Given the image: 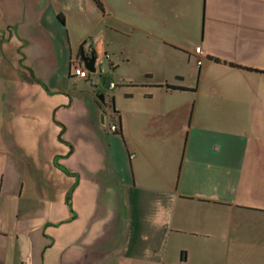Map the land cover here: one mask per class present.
Segmentation results:
<instances>
[{
    "label": "crops",
    "instance_id": "1",
    "mask_svg": "<svg viewBox=\"0 0 264 264\" xmlns=\"http://www.w3.org/2000/svg\"><path fill=\"white\" fill-rule=\"evenodd\" d=\"M263 136L264 0H0V264H264Z\"/></svg>",
    "mask_w": 264,
    "mask_h": 264
},
{
    "label": "rangeland",
    "instance_id": "2",
    "mask_svg": "<svg viewBox=\"0 0 264 264\" xmlns=\"http://www.w3.org/2000/svg\"><path fill=\"white\" fill-rule=\"evenodd\" d=\"M35 5H36V10H32V11L31 10L30 11L27 10V12H28L27 14L28 15H29V12H30V14L32 12H38L39 13L42 10V6L41 5H37V4H35ZM54 21L57 22L56 21V18H54ZM58 25L61 26L60 24H58ZM73 34H74V36H78L79 37L81 33L79 32V29L75 28V29H73ZM105 62L106 61H104V64L102 65L101 68H104L105 69V67H106V63ZM101 68H97L96 75L90 74L91 75V79H93L94 81L95 80L97 81L98 79L100 80V78H102L101 77L102 75H100V78L96 79L98 77V74H101L99 72L100 70L102 71ZM122 72H123V70H121L119 73L122 74ZM121 74H117V76L115 75V77L118 78L119 81H120V77H122ZM193 75H196V71L195 70L193 71ZM156 78H157V76L155 77V79ZM136 79H137V77L136 76H133V78H131L129 80H126V82H116V84L118 86L116 88H114L113 90H108L107 93H106V95H105V96H107V99L109 98L110 104H111V99L113 97H115V99H113L114 101L112 102L113 105H114V107L116 105L117 107H122L125 110H127V109L130 108V105H131V101H129V99H128L129 96H127V95L132 94L133 95V98L135 99L133 101H136L139 98H143L142 94H143V91L144 90L142 88L130 87L131 85H139V84H135L136 83V81H135ZM138 81H139L138 83H141L143 80L141 78H139ZM193 81L194 80H192V83H193ZM192 83H191V85H192ZM70 85H72V86L74 85L75 86V89L79 91V93L78 92L76 93V91H72L71 92L72 95H73V98H75V100L85 101L87 99L88 94L91 93L87 89V87L85 86V84L82 81H75L74 83L71 82ZM72 89H74V87H72ZM147 91H149V90H147ZM150 91H152V90H150ZM75 110L79 111L81 109L75 108ZM59 117H62L61 112L57 114V118H59ZM142 125L144 126L143 132H146V131H150L151 130L150 125L153 127L152 130H155V127L156 126H160L161 123L160 122L159 123L158 122L155 123V122L152 121V124L149 125V121H148V122H142ZM163 126H164V128L161 129V131H164V133L165 132L168 133V131L166 130L168 126H169L168 130H171V131H174L175 130L174 125L172 126V129H171V124H169V123H166L165 122L163 124ZM176 126H177V124H176ZM261 140L264 142V136L261 138ZM47 145H48L47 146V156L45 157V160H44V156H42V155L40 156V158L39 157H36L35 158L36 163L37 164L39 163V165H41V168H42V165L43 164L47 165V168H49V164H50V161H49V156L50 155L49 154L54 153V152H57V148L55 147L56 145H55L54 141H52V144L49 141ZM32 157H34V156H32ZM81 158H83V159L80 160V161L86 162V161H88L89 156L87 155V153H85L84 156L81 155ZM77 160H78V158H76V159L73 158V160L70 158L68 160L61 159L58 162L61 163V164H68L69 165L71 163L76 162ZM36 163L32 160V164L33 165L36 166ZM33 168L34 167L32 166V169ZM33 174H34V172L32 171V175Z\"/></svg>",
    "mask_w": 264,
    "mask_h": 264
},
{
    "label": "water",
    "instance_id": "3",
    "mask_svg": "<svg viewBox=\"0 0 264 264\" xmlns=\"http://www.w3.org/2000/svg\"><path fill=\"white\" fill-rule=\"evenodd\" d=\"M78 60V64L82 65V67L84 69L87 70V72L89 74H95L97 71V68L95 66V62H96V57L94 56V53H91L89 56H87L84 51L83 48L80 47L79 49V59ZM101 102H102V96H101ZM100 122H103V115H100Z\"/></svg>",
    "mask_w": 264,
    "mask_h": 264
},
{
    "label": "built area",
    "instance_id": "4",
    "mask_svg": "<svg viewBox=\"0 0 264 264\" xmlns=\"http://www.w3.org/2000/svg\"><path fill=\"white\" fill-rule=\"evenodd\" d=\"M194 54L197 56H200L201 50L199 47H196L194 49ZM196 65L200 66L201 65V60L197 59ZM71 75L74 76L75 78L81 79V80H86L88 78V72L86 69L82 67V65L78 64L75 62V64L71 68ZM92 86H94V83H91ZM115 127L111 128V131H115Z\"/></svg>",
    "mask_w": 264,
    "mask_h": 264
},
{
    "label": "trees",
    "instance_id": "5",
    "mask_svg": "<svg viewBox=\"0 0 264 264\" xmlns=\"http://www.w3.org/2000/svg\"><path fill=\"white\" fill-rule=\"evenodd\" d=\"M216 63L218 62L217 60L215 61ZM229 65H231V64H229ZM231 66H233V65H231ZM59 140H61V138H58ZM66 172V171H65ZM67 173V172H66ZM67 200H69V198L67 199Z\"/></svg>",
    "mask_w": 264,
    "mask_h": 264
}]
</instances>
